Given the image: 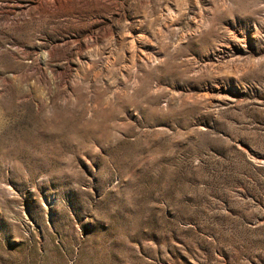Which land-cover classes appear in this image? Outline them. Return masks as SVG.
Returning a JSON list of instances; mask_svg holds the SVG:
<instances>
[{
    "label": "rangeland",
    "instance_id": "1",
    "mask_svg": "<svg viewBox=\"0 0 264 264\" xmlns=\"http://www.w3.org/2000/svg\"><path fill=\"white\" fill-rule=\"evenodd\" d=\"M0 264H264V0H0Z\"/></svg>",
    "mask_w": 264,
    "mask_h": 264
}]
</instances>
